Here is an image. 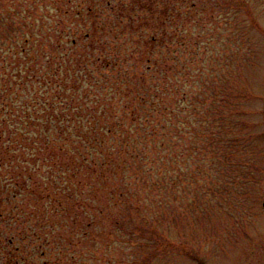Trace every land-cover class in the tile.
Segmentation results:
<instances>
[{
	"label": "trees",
	"instance_id": "1",
	"mask_svg": "<svg viewBox=\"0 0 264 264\" xmlns=\"http://www.w3.org/2000/svg\"><path fill=\"white\" fill-rule=\"evenodd\" d=\"M4 4L1 26L23 10ZM43 5L51 35L17 29L2 49L9 34L0 33V264L44 255L75 205L83 226L101 225L116 207L129 222L141 205L171 208L152 188L198 180L216 126L203 113L204 0ZM58 14L74 26L59 28Z\"/></svg>",
	"mask_w": 264,
	"mask_h": 264
},
{
	"label": "rangeland",
	"instance_id": "2",
	"mask_svg": "<svg viewBox=\"0 0 264 264\" xmlns=\"http://www.w3.org/2000/svg\"><path fill=\"white\" fill-rule=\"evenodd\" d=\"M4 1L23 10L0 25L9 34L2 49L17 29L52 34L47 0ZM60 16L59 28L74 26L72 16ZM37 42V50L51 49ZM203 58V113L216 118L214 138L203 140V175L152 188L171 208L141 205L130 222L129 211L116 207L101 225L83 226L75 205V222L57 224L44 255L20 252L22 264H264V0H204ZM149 189L139 188L148 202Z\"/></svg>",
	"mask_w": 264,
	"mask_h": 264
}]
</instances>
